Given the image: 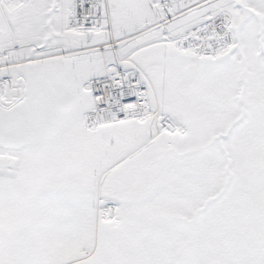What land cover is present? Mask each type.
I'll list each match as a JSON object with an SVG mask.
<instances>
[{
	"label": "snow or ice",
	"instance_id": "snow-or-ice-1",
	"mask_svg": "<svg viewBox=\"0 0 264 264\" xmlns=\"http://www.w3.org/2000/svg\"><path fill=\"white\" fill-rule=\"evenodd\" d=\"M0 264H264V0H0Z\"/></svg>",
	"mask_w": 264,
	"mask_h": 264
}]
</instances>
